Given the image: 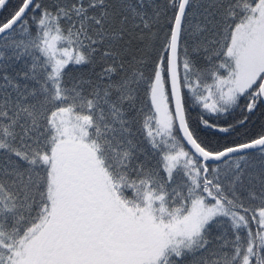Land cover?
Listing matches in <instances>:
<instances>
[{"label": "snow or ice", "instance_id": "obj_1", "mask_svg": "<svg viewBox=\"0 0 264 264\" xmlns=\"http://www.w3.org/2000/svg\"><path fill=\"white\" fill-rule=\"evenodd\" d=\"M0 264H264V0H0Z\"/></svg>", "mask_w": 264, "mask_h": 264}]
</instances>
